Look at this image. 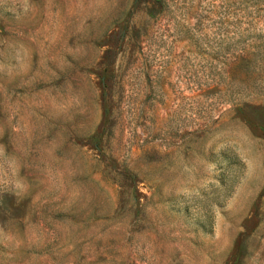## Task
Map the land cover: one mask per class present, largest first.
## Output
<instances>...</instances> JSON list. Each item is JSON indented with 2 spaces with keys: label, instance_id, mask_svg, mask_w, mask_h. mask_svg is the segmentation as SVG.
Segmentation results:
<instances>
[{
  "label": "rangeland",
  "instance_id": "obj_1",
  "mask_svg": "<svg viewBox=\"0 0 264 264\" xmlns=\"http://www.w3.org/2000/svg\"><path fill=\"white\" fill-rule=\"evenodd\" d=\"M0 264H264V0H0Z\"/></svg>",
  "mask_w": 264,
  "mask_h": 264
}]
</instances>
